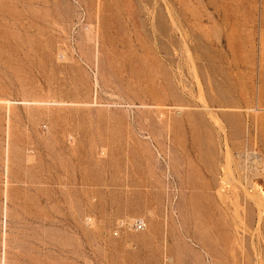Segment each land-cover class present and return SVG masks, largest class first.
<instances>
[{"label": "rangeland", "instance_id": "1", "mask_svg": "<svg viewBox=\"0 0 264 264\" xmlns=\"http://www.w3.org/2000/svg\"><path fill=\"white\" fill-rule=\"evenodd\" d=\"M0 264H264V0H0Z\"/></svg>", "mask_w": 264, "mask_h": 264}, {"label": "built area", "instance_id": "2", "mask_svg": "<svg viewBox=\"0 0 264 264\" xmlns=\"http://www.w3.org/2000/svg\"><path fill=\"white\" fill-rule=\"evenodd\" d=\"M137 230H142L143 229V224L142 222H137L135 223V226H134Z\"/></svg>", "mask_w": 264, "mask_h": 264}]
</instances>
